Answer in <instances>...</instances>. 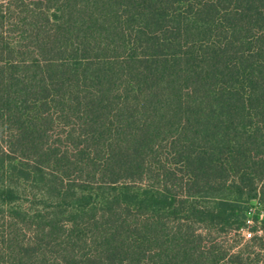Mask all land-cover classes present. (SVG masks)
<instances>
[{
    "label": "trees",
    "instance_id": "1",
    "mask_svg": "<svg viewBox=\"0 0 264 264\" xmlns=\"http://www.w3.org/2000/svg\"><path fill=\"white\" fill-rule=\"evenodd\" d=\"M254 201L264 0H0V264H264Z\"/></svg>",
    "mask_w": 264,
    "mask_h": 264
},
{
    "label": "rangeland",
    "instance_id": "2",
    "mask_svg": "<svg viewBox=\"0 0 264 264\" xmlns=\"http://www.w3.org/2000/svg\"><path fill=\"white\" fill-rule=\"evenodd\" d=\"M251 212H253L252 214L256 213L259 215L260 219H264V204L258 203L257 201H254L253 204L251 205ZM252 218V217H250ZM253 221H251V219L248 220L249 224H252ZM246 237H249L250 234L249 232L245 231L244 232Z\"/></svg>",
    "mask_w": 264,
    "mask_h": 264
}]
</instances>
